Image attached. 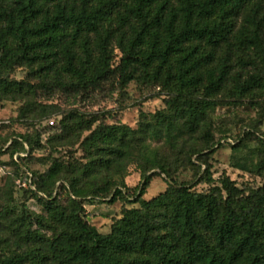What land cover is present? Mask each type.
Here are the masks:
<instances>
[{
  "label": "trees",
  "instance_id": "16d2710c",
  "mask_svg": "<svg viewBox=\"0 0 264 264\" xmlns=\"http://www.w3.org/2000/svg\"><path fill=\"white\" fill-rule=\"evenodd\" d=\"M20 69L19 81L12 75ZM113 80L161 88L167 109L138 129L95 127L98 119L76 110L50 121L57 140L88 133L85 162L54 159L45 173L27 175L21 190L42 212L0 209V264H264V185L241 189L225 177L197 192L177 182V167L151 145L164 138L179 152L225 98L264 100V0H0V99L30 100L38 86L84 94ZM255 134L244 130L232 147ZM213 139L205 133L185 160L206 166L207 181ZM13 140L33 146L26 136ZM17 158L14 183L25 174ZM130 162L142 178L133 192ZM156 175L166 177V190L143 199ZM106 198L139 206L124 208L103 234L86 219L85 202Z\"/></svg>",
  "mask_w": 264,
  "mask_h": 264
},
{
  "label": "rangeland",
  "instance_id": "374dc122",
  "mask_svg": "<svg viewBox=\"0 0 264 264\" xmlns=\"http://www.w3.org/2000/svg\"><path fill=\"white\" fill-rule=\"evenodd\" d=\"M121 57V53L116 50L115 66L120 63ZM25 77L23 69L12 75V78L19 81ZM35 84L39 85L37 82ZM165 99L161 88L139 80H132L125 87L113 80L100 90L84 94L67 91L51 93L38 86L35 96L30 100L0 99V209L10 205L15 211L26 207L32 213L40 214L42 208L39 203L29 200L21 190V187L26 189L29 185L27 175L45 173L54 159L71 163L85 162V153L80 143L88 133H83L80 140L76 135L57 140L53 138L57 132L48 129L50 121L59 123L65 115L76 110L86 117L98 119L95 127L104 123L138 129L142 122H155L154 115L167 109ZM225 99V104L217 106L207 116L206 122L197 127L191 138H183L179 143V152H173L169 146H165L164 138L151 141L152 147H160L168 162L177 167V182L194 184L197 192H208L221 187V181L225 177L235 181L241 189L264 185V100L257 98L230 102L228 98ZM246 129H253L256 137L246 139L237 148L232 147L235 139ZM207 132L214 136L213 150L206 152L209 154L207 160L211 168L208 175L211 177L210 181L206 180V166H201L200 171L198 167L190 166L185 161L194 146L204 143ZM19 136L29 137L33 146L27 143H21L23 146L14 145L13 139ZM13 149L17 152L14 158L10 155ZM18 156L24 159L22 170L25 174L14 183L16 169L13 160L18 159ZM193 163L198 164L197 156L193 158ZM128 169L126 185L133 192L142 178L136 162H130ZM166 188V177L156 175L143 199L155 197ZM129 197H132L131 194ZM62 200L65 204L66 197L63 196ZM134 201V198L120 199L115 203H111L110 198L86 201V219L100 233H108L124 208L139 206ZM4 231V222L0 219V239L3 238Z\"/></svg>",
  "mask_w": 264,
  "mask_h": 264
},
{
  "label": "built area",
  "instance_id": "2783aa9c",
  "mask_svg": "<svg viewBox=\"0 0 264 264\" xmlns=\"http://www.w3.org/2000/svg\"><path fill=\"white\" fill-rule=\"evenodd\" d=\"M53 123L51 122V125H52ZM24 186H25V184H24Z\"/></svg>",
  "mask_w": 264,
  "mask_h": 264
}]
</instances>
